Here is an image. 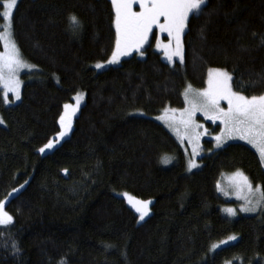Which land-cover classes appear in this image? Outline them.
<instances>
[{"label": "trees", "instance_id": "16d2710c", "mask_svg": "<svg viewBox=\"0 0 264 264\" xmlns=\"http://www.w3.org/2000/svg\"><path fill=\"white\" fill-rule=\"evenodd\" d=\"M114 21L111 0H19L14 9L15 42L37 69L22 74L13 105L0 85V200L18 190L6 203L13 223L0 226V264H264V210L230 216L223 208L235 201L219 190L237 169L264 190L257 150L229 142L190 170L183 145L153 117L183 107L184 89L204 87L213 68L229 72L236 91L264 94V0H207L188 19L183 62L150 44L98 69L115 49ZM79 92L70 135L40 152ZM121 192L152 200L151 214L139 221Z\"/></svg>", "mask_w": 264, "mask_h": 264}, {"label": "snow or ice", "instance_id": "6c2138e0", "mask_svg": "<svg viewBox=\"0 0 264 264\" xmlns=\"http://www.w3.org/2000/svg\"><path fill=\"white\" fill-rule=\"evenodd\" d=\"M207 0H111L115 9V49L112 52L109 64L118 63L122 56L130 55L133 51L144 48L153 35V29L158 28L161 34L167 33V43L156 39V48L163 49L164 55L169 61L174 57L180 62L184 59L182 37L187 27L190 15L201 12L206 6ZM17 0H5L0 7L4 11L0 13V19L5 24L0 25V42L3 50L0 51V85L3 86V97L7 102L9 93H14L19 100L22 81L19 73L24 69L31 70L34 65L28 64L22 58L20 49L15 42L14 29L12 24L13 10ZM134 5H139V11L134 10ZM74 30L79 29L80 23L76 16L70 17ZM140 52V55H143ZM105 65L97 63L96 68H103ZM233 77L225 70L209 69L207 87L198 90L190 84L184 89V100L188 105L184 109H165L164 115L159 117L165 120L183 140L185 137L193 145L192 151L195 154L202 135L207 129L200 131L204 126L195 119L197 112L202 113L208 120L220 121L223 124L221 133L215 137L217 146H220L226 139L238 137L253 145L264 161V94L246 96L234 91L232 87ZM82 94L75 97L76 104H65V113L60 117L62 131L58 137L62 139L71 130V116L78 111ZM226 101V107L221 102ZM0 123H3L0 120ZM58 142V141H55ZM55 142L50 140L44 148L52 149ZM165 162H169L165 160ZM190 168L197 167L194 161H189ZM234 186L237 194L247 193L256 195L257 199L252 207L244 206L242 211H255L256 207L264 204V190L258 186L253 189L249 179L242 173L234 174ZM23 187V186H21ZM18 191L13 189V192ZM127 195V194H125ZM247 204H252L249 195H244ZM129 205L139 214V220H144L150 212V200H141L134 196L127 195ZM6 201H0V225L13 223V217L5 210ZM230 214L235 215V209H227ZM231 239H235L232 237Z\"/></svg>", "mask_w": 264, "mask_h": 264}, {"label": "rangeland", "instance_id": "374dc122", "mask_svg": "<svg viewBox=\"0 0 264 264\" xmlns=\"http://www.w3.org/2000/svg\"><path fill=\"white\" fill-rule=\"evenodd\" d=\"M18 1H19V0H17V3H18ZM4 2H5V0L2 1L3 4H4ZM134 10H135V11H139V10H140V9H139V5H134ZM3 11H4V8H3V10H2L1 12H3ZM13 13H14V10H13ZM189 17H190V16H189ZM187 23H188V22H187ZM3 24H5V21H4V20H3V22H2L1 25H3ZM114 25H115V23H114ZM186 29H187V27L185 28V31H186ZM184 33H185V32H184ZM156 39L163 40L165 43H167L169 37L167 36V33H163V34H161V33L159 32V29H158V28H154V29H153V35L150 36V38H149V42H148V44H146L145 46L152 44L153 49H155L156 51L161 52V55H162L163 59H165L166 61H168V62H170V63H175L176 61H179V58H177V57H174V58H173V61H169V60L166 58V56L164 55V50H163V49H157V48H156ZM182 41H183V49H184V34H183V37H182ZM145 46H144V47H145ZM2 50H3V49H2ZM2 50H0V51H2ZM133 52H137V53L139 54V56H144V55H145V53H144V51H143V48H142V49H139V50H137V51H133ZM133 52H132V53H133ZM140 52H143L144 54H143V55H140ZM124 57H126V56H122L121 59H120V61H119L118 63L109 64L108 61H109L110 58H111V56H110L109 59H107V60H105V61H101V62H99V63H102V64L105 65L103 68H99V69H104V68H107V67H109V66H111V65H118ZM22 58H23L24 61L27 62L28 64L34 65V64L30 63L29 61H27L23 56H22ZM34 66H35V65H34ZM36 69H37V67L35 66V67L32 68L31 70H29V69H24V70H22V71L19 73V79L22 81L21 89H20V97H22V88H23V84H24V79H23V77H22V74H23L24 72H30V71H34V70H36ZM213 69H219V68H213ZM221 70H223V69H221ZM228 73H229V72H228ZM229 74H230V73H229ZM207 80H208V78H207ZM207 86H208V85H207V82H206V85H205L204 87H202V88H194L193 86H192V87H193L194 89L202 90V89L206 88ZM1 87L3 88L2 85H1ZM232 87H233V85H232ZM233 90L236 91L234 88H233ZM3 91H4V89H3ZM237 92H238V91H237ZM78 94H82V99L80 100V106H79V109H80V107L82 106V104H83V102H84V99H85V97H84V93H82V92L76 93V94L73 96V101L67 102L66 104L75 105V104H76L75 97H76ZM243 95H244V94H243ZM20 100H21V98H20L19 100H17V99L15 98V94H14V93H9V95H8V97H7V102L5 101V103H6L7 105H13V104L19 102ZM184 102H185V100H184ZM187 106H188V105H187L186 102H185V104H184L183 107H167V109H184V108L187 107ZM221 106H222V107H226V101H222V102H221ZM79 109H78V111H79ZM165 109H166V108H165ZM165 109H164V110H165ZM164 110H163L160 114H157V115H155V116H153V117H154L156 120H158L159 122L163 123V124H164V125H165V126H166V127H167V128H168V129L174 134V135H175V137L180 141V143L183 145V148H184L185 153H186V156H187L188 165H189V161H194V162L197 164V167H195V168H190V166H189V169H190V170H196V169H199V168L201 167L202 162L200 161V157H201L203 154H205L206 152H211V151H213L214 149L220 148V147L224 146L225 144H227V143H229V142H233V141L244 142V143L249 144L246 140H242V139H240V138H238V137H235V138H232V139H226L225 142H224L223 144H221L220 146H217V142H216L215 137L221 133V130L223 129V124H222L220 121L213 122V121H211V120H208V119H207L202 113L197 112L195 119H196V121H197L198 123H200V124H202V125L204 126L202 129H200V131L203 132L204 129H207V133H206L205 135H202V136H201L200 141H199V146H198V148H197L196 153L194 154L193 151H192L193 145L188 141V139L185 137L183 140H181V137L178 136L177 133H176L172 128H170V127L168 126V123H167L165 120H161V119H159V117H161L162 115H164ZM78 111H76V113H75L74 115L71 116V130L68 131L67 134H66L62 139H60V138L58 137V133H59L60 131L63 130V129H62V126H61V124H60V131L55 135V137H53V138L51 139V140H53L54 142H55V141H58V142H55V146H54L52 149H45L44 152H42V153H46V152H49V151L53 150V149H54V148H55V147H56V146H57L62 140H64L66 137H68V136L70 135V133H71V131H72V128H73V119H74V116L78 113ZM64 113H65V109L63 108V111H62V113H61V116L64 115ZM61 116H60V117H61ZM206 140L211 141L212 144H213V147H212V148H208V150L205 149V141H206ZM45 145H46V144H45ZM45 145H44V146H45ZM249 145L252 146L255 150H257L253 145H251V144H249ZM44 146H43L42 148H44ZM257 152H258V151H257ZM258 154H259V152H258ZM262 162H263V166H264V161H262ZM237 172L242 173L244 176H246V177L249 179V181L251 182V184H252V186H253V189L257 188L258 186L261 188L260 185H256V184H254V183L250 180L249 176H248V175H247L242 169H237V170H234L233 172H225V173H223L222 176H221V179H220V181H219V190H220V192L223 194V196H224L225 198L230 199V200H234V201H235L234 203H230V204H227V205L224 206L223 209H224L225 213L229 214L230 216H238V215H240V214H252V213H257V212H259V211H261V210H264V204H261L260 206L256 207V210H255V211L244 212V211L241 210L242 207H244V206L252 207V206L255 204V202H256L257 196H256V195L247 194V193H240V194H237V192H236V190H235V186H234V174L237 173ZM261 190H262V188H261ZM13 193H15V192L12 191L9 195H7L6 197H4V198H3L2 200H0V201H6V203H7L8 199L10 198L11 195H13ZM125 194H127V195H131V196H134V195H132V194H130V193H128V192H121V193L119 194L120 196H122V197L125 198L127 204L129 205L128 200H127V195H125ZM244 195H249V199L252 200V204H247V203H246L245 199H243V196H244ZM134 197H136V196H134ZM136 198H138V197H136ZM138 199H141V198H138ZM141 200H150V199H141ZM150 201H152V200H150ZM6 203H5V210L7 211V209H6ZM129 206L131 207V205H129ZM149 207H150V212H149V215H150V214H151V211H152V203L150 204ZM230 208L236 210L235 215H232V214H230L228 211H226L227 209H230ZM7 212H8V211H7ZM8 213H9V212H8ZM137 214H138V213H137ZM149 215H148V216H149ZM148 216H146V217L144 218V220H145ZM138 217H139V214H138ZM139 221H143V220H139ZM0 226H3V225H0ZM232 237H235V239H231ZM237 238H238V235H237V234H233V235H231V236H228L227 238H224V239H222V240H220V241H217V242L214 244L213 248L216 249V248H219V247H221V246H224V245H227V244H229V243H232V242H234Z\"/></svg>", "mask_w": 264, "mask_h": 264}]
</instances>
